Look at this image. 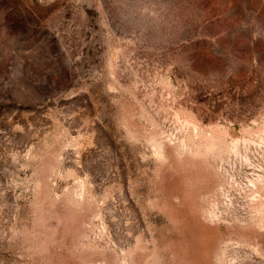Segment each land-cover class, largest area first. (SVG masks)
<instances>
[{
    "label": "rangeland",
    "instance_id": "rangeland-1",
    "mask_svg": "<svg viewBox=\"0 0 264 264\" xmlns=\"http://www.w3.org/2000/svg\"><path fill=\"white\" fill-rule=\"evenodd\" d=\"M0 264H264V0H0Z\"/></svg>",
    "mask_w": 264,
    "mask_h": 264
}]
</instances>
